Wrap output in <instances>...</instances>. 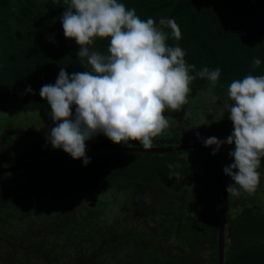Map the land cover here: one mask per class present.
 I'll list each match as a JSON object with an SVG mask.
<instances>
[{
    "label": "rangeland",
    "instance_id": "1",
    "mask_svg": "<svg viewBox=\"0 0 264 264\" xmlns=\"http://www.w3.org/2000/svg\"><path fill=\"white\" fill-rule=\"evenodd\" d=\"M227 92L202 90L196 96H188L180 110L166 109L169 127L153 138V145H158L160 138H174L179 144L192 142L197 133L226 139L233 130L227 113L232 101ZM50 111L10 106L0 109V166L21 162L18 157L22 153L31 159L66 153L46 140L54 126ZM100 141L112 142L101 133L86 141V145ZM126 145L134 144L130 141ZM234 147L223 145L217 156L228 185L234 181L224 174L223 168L234 162L229 156ZM180 152L119 155L102 148L88 155L91 162L87 166L82 159L72 157L56 165L32 166L68 170L69 177L80 181L75 182L76 187L84 188L72 191L65 199L46 197L45 208L37 212H20L15 207L2 211L0 264H7V259L8 264H198L200 257L210 258L214 252L210 245L203 247L200 254L192 251L188 229L192 222L204 226L206 217L214 211L218 213L221 204L211 195L206 182H189L185 180L187 173L181 171L188 163L202 174L206 168L199 159H204L203 155L195 149ZM263 164L264 158L258 169L260 184L254 194L240 190L239 196L229 195L234 210L243 202L260 205L264 213ZM173 173H179V178L170 179ZM22 182L24 185L26 179ZM13 184L15 180L11 178L6 181L8 187ZM52 228L55 231L50 234ZM48 234L51 238L46 237Z\"/></svg>",
    "mask_w": 264,
    "mask_h": 264
},
{
    "label": "trees",
    "instance_id": "2",
    "mask_svg": "<svg viewBox=\"0 0 264 264\" xmlns=\"http://www.w3.org/2000/svg\"><path fill=\"white\" fill-rule=\"evenodd\" d=\"M119 2L124 3L128 9L135 8L141 19L146 20L149 17L155 19L157 26L159 20L165 17L176 20L181 28V38L177 41L171 36V29L165 28L164 31L169 35L167 44L180 46L185 51L186 62L196 66L190 74L195 75L196 71L205 66L209 69L217 67L221 69V76L215 86H211L207 79L197 77L190 83L188 96H196L200 91L209 90L210 87L212 90H228L234 79H242L249 74L264 75V0H119ZM65 7V0H0V109L10 106L15 109L26 107L31 110H51L50 105L39 94L41 87L45 84H54L61 67L66 68L69 74L90 70L86 61L77 57L79 45L74 39L66 38L64 35L60 17ZM110 39L95 38V43L90 47L107 54ZM254 58L261 60L258 68L253 67ZM29 86L35 94L26 91ZM200 137L206 139L210 136ZM169 140L160 138L157 144L178 143L174 138ZM193 141L203 140L197 136ZM133 144L141 145L138 141H133ZM112 151L119 155L124 153ZM195 151L203 155L202 161L206 169L199 174L181 155L187 163L181 169L182 173L186 172L188 175L185 180L206 182L211 195L217 197L221 204L220 188L210 169L207 155L200 150ZM91 153L93 151L87 155ZM26 156V153H22L18 161L31 159ZM42 156L44 155L37 158ZM56 164L57 162L53 165ZM261 169L264 174V164ZM70 174L68 170L59 168L33 167L0 173V213L13 207L20 212L25 210L37 212L45 208L46 197L54 200L60 197L65 199L66 195L73 193L72 191L83 189V186L76 187L75 182L79 184L80 181H74L73 177H69ZM10 178L15 180V184L8 187L6 181ZM24 179L26 182L22 185ZM71 182L74 184L68 187ZM262 211L260 205H248L243 202L241 207L234 210L230 200L227 223L229 240L225 246V264H264ZM219 218L220 209L218 213L214 211L206 217L204 226L193 222L190 224L188 232L191 234L189 245L193 247L192 251L200 254L207 245L214 249L210 258L201 260L200 257L198 264H217ZM54 231L52 228L49 233ZM50 234L46 237L51 238ZM6 262L8 264V259Z\"/></svg>",
    "mask_w": 264,
    "mask_h": 264
},
{
    "label": "clouds",
    "instance_id": "3",
    "mask_svg": "<svg viewBox=\"0 0 264 264\" xmlns=\"http://www.w3.org/2000/svg\"><path fill=\"white\" fill-rule=\"evenodd\" d=\"M65 5L60 17L64 35L79 45L77 57L90 70L69 74L61 67L56 82L43 85L39 94L50 105L54 122L46 140L53 148L82 159L84 166L91 162L86 141L101 133L116 144L138 141L150 150L153 138L169 127L165 110L177 111L187 103L190 83L197 77L211 86L219 81L220 68L205 66L192 75L196 66L186 62L185 51L167 44L165 28L177 41L182 35L174 18H162L157 26L155 19H141L135 8L128 9L119 0H65ZM98 37L111 38L107 54L90 47ZM260 64L254 58L253 67ZM26 91L35 94L30 86ZM227 97L232 101L227 105L231 134L226 139L197 136L205 146H215L213 155L225 144L235 145L229 151L234 162L223 168L234 181L226 191L251 195L260 184L258 169L264 158V75L234 79ZM220 115L224 117L223 110Z\"/></svg>",
    "mask_w": 264,
    "mask_h": 264
},
{
    "label": "water",
    "instance_id": "4",
    "mask_svg": "<svg viewBox=\"0 0 264 264\" xmlns=\"http://www.w3.org/2000/svg\"><path fill=\"white\" fill-rule=\"evenodd\" d=\"M107 148L120 152H140V153H166V152H176V151H185V150H200L207 155L208 163L210 169L219 185L221 192V210L218 226V259L217 264H225L226 257V240H227V223L228 215L230 210V197L226 191L228 186V181L224 179L217 161V155H213V149L215 146H205L203 141H192L184 144H171V145H153L150 150H144L142 145H126V144H116L108 141H100L90 145H87L86 152H92L97 149ZM71 158V155L68 153H62L53 157L48 158H36L29 159L25 161L18 162L13 165L0 166V173H10L16 172L28 167L55 163L64 159Z\"/></svg>",
    "mask_w": 264,
    "mask_h": 264
},
{
    "label": "flooded vegetation",
    "instance_id": "5",
    "mask_svg": "<svg viewBox=\"0 0 264 264\" xmlns=\"http://www.w3.org/2000/svg\"><path fill=\"white\" fill-rule=\"evenodd\" d=\"M220 154V152L218 151L217 153H216V155L218 156ZM199 160H202V159H199ZM220 171H221V169H220ZM222 173V172H221ZM222 175H223V173H222ZM224 177V176H223ZM168 189V188H167ZM158 202V201H157ZM156 202V203H157Z\"/></svg>",
    "mask_w": 264,
    "mask_h": 264
}]
</instances>
